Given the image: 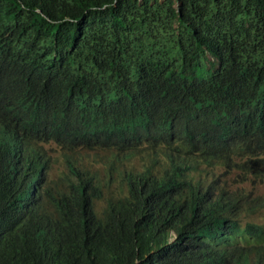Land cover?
<instances>
[{
    "label": "trees",
    "instance_id": "16d2710c",
    "mask_svg": "<svg viewBox=\"0 0 264 264\" xmlns=\"http://www.w3.org/2000/svg\"><path fill=\"white\" fill-rule=\"evenodd\" d=\"M259 176L264 0H0V264H264Z\"/></svg>",
    "mask_w": 264,
    "mask_h": 264
},
{
    "label": "rangeland",
    "instance_id": "374dc122",
    "mask_svg": "<svg viewBox=\"0 0 264 264\" xmlns=\"http://www.w3.org/2000/svg\"><path fill=\"white\" fill-rule=\"evenodd\" d=\"M48 152L53 156L52 171L50 174L52 188L56 191L68 190L71 187L73 175L66 164L65 156L62 155L60 149L54 144L47 145ZM105 153L103 151H100ZM97 152L85 151L86 158L91 162L87 166L92 172H102L103 167L99 165L95 160L94 156ZM260 179L256 178L255 181H243L241 183H235L233 187H243L247 191L253 193V195H261L264 197V176H259ZM264 199V198H263ZM104 202L103 199H98V205L100 206ZM260 209L253 213H247L243 217V224L247 221H253L258 224L264 225V204L259 206Z\"/></svg>",
    "mask_w": 264,
    "mask_h": 264
}]
</instances>
